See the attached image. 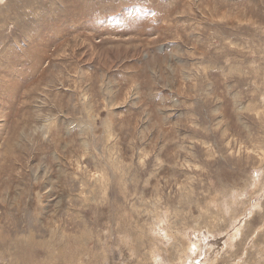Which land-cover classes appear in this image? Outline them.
Wrapping results in <instances>:
<instances>
[{
  "label": "rangeland",
  "instance_id": "obj_1",
  "mask_svg": "<svg viewBox=\"0 0 264 264\" xmlns=\"http://www.w3.org/2000/svg\"><path fill=\"white\" fill-rule=\"evenodd\" d=\"M0 264H264V0H0Z\"/></svg>",
  "mask_w": 264,
  "mask_h": 264
},
{
  "label": "bare ground",
  "instance_id": "obj_2",
  "mask_svg": "<svg viewBox=\"0 0 264 264\" xmlns=\"http://www.w3.org/2000/svg\"><path fill=\"white\" fill-rule=\"evenodd\" d=\"M160 219V218H159ZM109 234V233H108ZM110 236V235H109Z\"/></svg>",
  "mask_w": 264,
  "mask_h": 264
}]
</instances>
